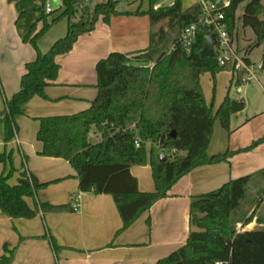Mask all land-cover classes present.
<instances>
[{
	"label": "trees",
	"instance_id": "trees-1",
	"mask_svg": "<svg viewBox=\"0 0 264 264\" xmlns=\"http://www.w3.org/2000/svg\"><path fill=\"white\" fill-rule=\"evenodd\" d=\"M39 1L43 27L34 35V25L24 38L37 51V58L26 65L20 91L7 100L5 109L0 111V126H5L6 142L15 138L16 119L24 114L25 105L36 96L45 97L46 88L57 80L60 70L57 58L70 53L82 35L95 29L100 17L109 23L113 16L122 15L118 11V0H104L95 5L90 15H82L75 22L81 7L88 10L84 6L86 0H63L62 8L51 14L45 12L46 0ZM148 1L149 11L138 10L129 15L149 16L150 47L135 54L112 53L100 60L96 66L98 95L91 108L75 115L41 118L37 133V140L43 146L40 156L69 162L77 172L80 193L113 196L123 221L119 233L127 230L155 203L167 198L172 187L194 169L228 162L234 152L208 155L215 123L219 120L223 128L229 130L232 116L246 108L244 100L237 101L228 96L214 114L205 100L201 76L210 73L215 77L226 69L219 66L217 56L201 57L206 38L213 34L211 28L201 23L204 14L201 3L183 10L182 0H177L173 7L155 11L153 6L159 0ZM207 1L222 9L226 0ZM229 1L230 7L223 11L232 39L237 31V11L245 4L240 20L243 28H250L256 37L246 52L264 48V0ZM51 16L55 17L49 22ZM63 19L68 20L66 36L48 52H41L39 40ZM193 24L197 25L196 38L187 47L179 39ZM247 62L250 63L248 58ZM151 64H154L153 69L148 67ZM261 68L264 71V50ZM234 76L232 85L240 87L245 83L243 74ZM93 127L101 135L97 144L88 140ZM262 142L264 138L245 151ZM147 143L168 153L164 163H158L154 158L150 161L156 185L154 192H141L137 178L131 173L132 167L148 164ZM180 152L187 155L178 157ZM1 163L11 164V154L0 153ZM14 173L12 168L0 177L3 215L12 219H32L40 212L72 210L69 205L44 203L31 208L26 198L37 197L48 184H41L24 172L18 184L11 186L9 180ZM258 178L264 180V169L232 180L218 190L193 197L187 243L156 264H215L219 261L264 264V227L242 234L235 229L237 218L246 217L242 206L251 183ZM253 217H246L245 224L251 223ZM257 221L261 222L259 218ZM52 244L55 251L59 250L55 241ZM4 251L0 264H13L16 248L5 246Z\"/></svg>",
	"mask_w": 264,
	"mask_h": 264
},
{
	"label": "crops",
	"instance_id": "crops-1",
	"mask_svg": "<svg viewBox=\"0 0 264 264\" xmlns=\"http://www.w3.org/2000/svg\"><path fill=\"white\" fill-rule=\"evenodd\" d=\"M183 1V10L196 5L185 8ZM40 6L39 0H0V111L5 109L6 101L20 91L26 65L37 58V51L24 38L34 25V35L43 27L38 11ZM119 12L122 15L113 16L109 23L100 17L95 29L82 35L70 53L57 58L60 65L57 80L46 88L45 97L36 96L25 105L24 114L16 119L18 129L14 139L6 142L5 126H0V152H10L17 164L22 161V167L15 172L9 184L17 185L26 172L39 183L48 184L37 197L26 198L31 208L44 203L69 205L72 209L68 212H40L32 219H12L0 210V259L7 246L16 248L13 264H156L187 243L193 197L218 190L232 180L264 169V145L245 151L264 132V123L258 132L249 131L248 135L239 137L252 127L256 116L264 115V107L260 106L252 113V118L247 116L240 120L242 112L235 115L237 120L228 142L226 132H221L216 144L212 141L208 155L234 152L228 162L194 169L172 187L167 198L155 203L127 230L119 233L123 221L113 196L80 193L77 172L69 162L40 156L43 146L37 140L39 119L70 116L90 109L98 95V62L112 53L135 54L150 47L149 16L129 15L134 13L132 10ZM55 16L49 17L48 21L51 22ZM247 30L252 33V37H248L252 45L256 37L250 28H243L242 22L240 25L237 23L234 39L235 46L246 57L253 52H246L249 44L243 50L240 46L241 32L247 35ZM67 31V19L53 25L39 40L40 51L48 52L66 36ZM223 72L229 73L233 81L235 76L231 71ZM242 91L238 87V92ZM88 140L91 144L101 141V135L94 127ZM147 152L148 164L132 167L131 173L137 178L141 192H154L156 185L150 161L154 158L160 163V155L164 151L147 143ZM186 155V152L177 153L178 157ZM6 171L0 165V176ZM75 202L78 204L76 210ZM263 208L264 202L258 213L259 219L262 216L264 219L261 215ZM52 241L59 250L55 251Z\"/></svg>",
	"mask_w": 264,
	"mask_h": 264
},
{
	"label": "rangeland",
	"instance_id": "rangeland-1",
	"mask_svg": "<svg viewBox=\"0 0 264 264\" xmlns=\"http://www.w3.org/2000/svg\"><path fill=\"white\" fill-rule=\"evenodd\" d=\"M104 0H88L85 1L84 6L88 7V10L86 11L85 7H81L78 11V15L75 19V22L79 21L82 15H85L86 17L90 15L93 12V9L96 4L102 3ZM119 5H118V10L119 11H127V10H132L134 13L140 10L141 12H147L150 10V3L148 0H118ZM199 0H184L183 5L184 7L191 6L193 4H198ZM244 10V4L240 6L237 12V23L238 25L241 24L240 17L242 16ZM242 30V29H241ZM248 35V36H247ZM247 35H243L241 32V41H240V46L241 49L247 45H250V42L248 40V37H252V33L250 30H247ZM244 39V40H243ZM249 44V45H248ZM252 44V43H251ZM246 48V47H245ZM262 53L263 49L261 48H256L253 50V52L248 55L247 57L253 60L254 62L250 61L255 69V74H257V80H252L250 82H245L243 85L240 87L243 89V91L240 93L238 92V87L236 85H232V77L229 73L223 72L220 74L218 73L215 77L212 76L210 73H205L203 77L200 79L201 87L205 96V100L208 104L209 107L213 109V113L216 114L222 103L226 100V98L229 96L231 99L237 100H244L247 104L246 110L242 111V115L240 117V120L245 119L247 116L252 118L254 115L252 114L255 110L259 109L260 106L264 107V71L261 68V63H262ZM261 61L260 64H257ZM151 69H153L154 64L149 65ZM244 79V78H243ZM236 116H232L231 122H230V129L226 130L223 128L221 122L219 120L216 121L214 131H213V136L211 143L213 141L214 144L217 143L216 140L220 139V136L225 134L226 132V141H229L230 135L233 131V127L235 126L236 122ZM264 123V115L255 117L254 123L252 127L249 130H246L244 134H240L239 137H243V135H248L249 131L252 132H258L259 127H261V124ZM236 138V137H235ZM264 138V132L259 134L256 138V140H253L251 142V146L253 143L258 142L259 140ZM6 141V139H5ZM211 143L209 145V148L211 146ZM264 145V142L260 143L256 148ZM250 146V147H251ZM208 148V150H209ZM0 153H7V152H0ZM7 154H11L10 152ZM12 156V154H11ZM17 164L15 161L12 159V163L10 164H3L1 163L0 165H3L7 171L5 173H9L12 168H14V171L16 172L22 167V161L19 160ZM15 174V173H14ZM13 174V175H14ZM11 176V178L13 177ZM2 176V175H1ZM0 176V177H1ZM10 178V179H11ZM264 202V180L263 179H255L251 185L250 189L248 190L247 194V200L242 206V211L245 213V216L247 218L254 216L253 221L249 224L246 223V217L245 219L243 218L242 220H238L237 218V223H236V232L238 233V230L240 229L239 226H242L240 230H245L244 232L247 231H252L256 229H262L264 225V219L263 216L259 219L261 222L257 221L258 213L261 208L262 203ZM261 215H264V208L261 211ZM240 218V217H239Z\"/></svg>",
	"mask_w": 264,
	"mask_h": 264
},
{
	"label": "built area",
	"instance_id": "built-area-1",
	"mask_svg": "<svg viewBox=\"0 0 264 264\" xmlns=\"http://www.w3.org/2000/svg\"><path fill=\"white\" fill-rule=\"evenodd\" d=\"M88 1V0H86ZM177 0H159L154 6L153 10L158 11L162 8H170L176 4ZM201 5L203 6L204 14L201 19V23L212 29L215 34V56L218 58V63L221 68L229 70L236 75L238 73L243 74V80L250 82L257 80V74L253 64L247 62V57L244 53L240 52L235 46L234 40L228 32V27L225 22L224 8H228L231 5L229 0L224 1L222 9L217 4L202 0ZM63 6V0H60V8ZM45 12L51 14L55 12L53 8V0H46ZM197 25L193 24L186 28L179 41L185 46H190L196 38ZM135 126H132V128ZM136 146H140V142L136 141ZM78 208L77 202L74 203V209ZM240 229L242 226H239ZM238 230V233L242 234L243 230ZM215 264H230L228 261H219Z\"/></svg>",
	"mask_w": 264,
	"mask_h": 264
},
{
	"label": "water",
	"instance_id": "water-1",
	"mask_svg": "<svg viewBox=\"0 0 264 264\" xmlns=\"http://www.w3.org/2000/svg\"><path fill=\"white\" fill-rule=\"evenodd\" d=\"M220 2V1H218ZM60 7V0H53V8L54 10H58ZM215 34H211L206 38V44L204 49L201 52V57L202 58H209V57H214L215 56ZM175 134H173L174 136ZM167 158L164 152L161 153L160 155V163L166 162Z\"/></svg>",
	"mask_w": 264,
	"mask_h": 264
}]
</instances>
